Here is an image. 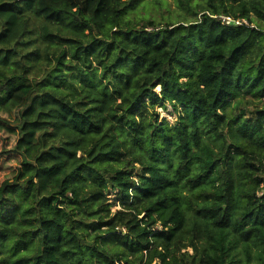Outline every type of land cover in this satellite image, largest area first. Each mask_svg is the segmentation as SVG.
Returning a JSON list of instances; mask_svg holds the SVG:
<instances>
[{"label":"trees","instance_id":"obj_1","mask_svg":"<svg viewBox=\"0 0 264 264\" xmlns=\"http://www.w3.org/2000/svg\"><path fill=\"white\" fill-rule=\"evenodd\" d=\"M143 1L0 0V106L50 101L83 155L48 194L2 182L0 264H264V107L234 103L264 101V0ZM32 13L70 33L43 65Z\"/></svg>","mask_w":264,"mask_h":264},{"label":"rangeland","instance_id":"obj_2","mask_svg":"<svg viewBox=\"0 0 264 264\" xmlns=\"http://www.w3.org/2000/svg\"><path fill=\"white\" fill-rule=\"evenodd\" d=\"M205 3L206 0H144L131 17L141 22L153 20L158 24L190 21L200 17ZM31 22L33 34L30 36V45L37 47L43 55L42 61L37 63L43 65L48 62L46 52L53 49L55 43L66 45V41L61 40L57 34L68 37L70 33L37 13L31 14ZM234 103H247L249 110L251 107H264L263 100L238 98ZM24 107L19 102L0 106V185L16 177L24 180L36 167L40 193L48 194L58 187L60 178L66 172L82 161L83 155L74 150L75 136L64 126L61 113L55 105L50 101L36 99L33 108L27 113ZM156 111L160 117H167L171 122L176 119L175 114L170 112L171 106L168 109L156 107ZM249 114L253 116L251 112ZM24 120L27 122L21 131ZM59 143L61 150L58 151ZM55 157L60 158L53 160ZM25 158L33 165L25 164ZM108 197L113 201V211L121 207L115 191H110ZM189 250L192 251L191 248Z\"/></svg>","mask_w":264,"mask_h":264},{"label":"water","instance_id":"obj_3","mask_svg":"<svg viewBox=\"0 0 264 264\" xmlns=\"http://www.w3.org/2000/svg\"><path fill=\"white\" fill-rule=\"evenodd\" d=\"M231 23H235V21H234V20H232V21H231Z\"/></svg>","mask_w":264,"mask_h":264},{"label":"built area","instance_id":"obj_4","mask_svg":"<svg viewBox=\"0 0 264 264\" xmlns=\"http://www.w3.org/2000/svg\"><path fill=\"white\" fill-rule=\"evenodd\" d=\"M227 18V17H226ZM228 19H230V17H228Z\"/></svg>","mask_w":264,"mask_h":264}]
</instances>
